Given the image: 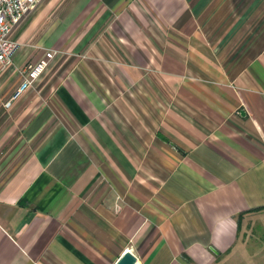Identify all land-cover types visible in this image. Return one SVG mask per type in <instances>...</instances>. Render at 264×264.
<instances>
[{
	"label": "crops",
	"instance_id": "crops-1",
	"mask_svg": "<svg viewBox=\"0 0 264 264\" xmlns=\"http://www.w3.org/2000/svg\"><path fill=\"white\" fill-rule=\"evenodd\" d=\"M12 37L0 264H264V0H43Z\"/></svg>",
	"mask_w": 264,
	"mask_h": 264
},
{
	"label": "built area",
	"instance_id": "built-area-1",
	"mask_svg": "<svg viewBox=\"0 0 264 264\" xmlns=\"http://www.w3.org/2000/svg\"><path fill=\"white\" fill-rule=\"evenodd\" d=\"M43 0H0V66L5 68L12 63L19 43L13 39L14 28L33 11ZM56 51L47 50L45 56L35 63H28L20 70L21 82L16 94L6 103L11 106L14 99L29 91L42 75Z\"/></svg>",
	"mask_w": 264,
	"mask_h": 264
},
{
	"label": "water",
	"instance_id": "water-1",
	"mask_svg": "<svg viewBox=\"0 0 264 264\" xmlns=\"http://www.w3.org/2000/svg\"><path fill=\"white\" fill-rule=\"evenodd\" d=\"M136 262V255L132 251L126 250L123 256L117 261L116 264H136Z\"/></svg>",
	"mask_w": 264,
	"mask_h": 264
}]
</instances>
